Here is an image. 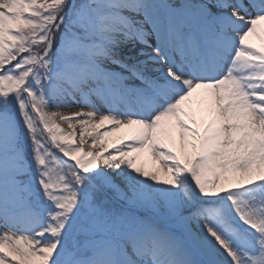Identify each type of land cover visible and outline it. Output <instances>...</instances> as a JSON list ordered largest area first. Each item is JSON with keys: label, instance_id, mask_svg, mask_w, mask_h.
<instances>
[{"label": "snow or ice", "instance_id": "1", "mask_svg": "<svg viewBox=\"0 0 264 264\" xmlns=\"http://www.w3.org/2000/svg\"><path fill=\"white\" fill-rule=\"evenodd\" d=\"M0 264H264V0H0Z\"/></svg>", "mask_w": 264, "mask_h": 264}, {"label": "bare ground", "instance_id": "2", "mask_svg": "<svg viewBox=\"0 0 264 264\" xmlns=\"http://www.w3.org/2000/svg\"><path fill=\"white\" fill-rule=\"evenodd\" d=\"M72 110H74V109H63V111H65V112H69V111H72ZM61 127H63L67 131H71V129L68 128L67 123L61 122ZM77 133H79V129H77Z\"/></svg>", "mask_w": 264, "mask_h": 264}]
</instances>
